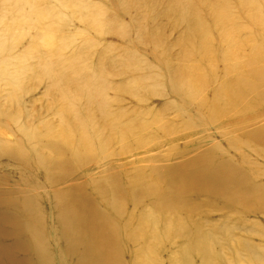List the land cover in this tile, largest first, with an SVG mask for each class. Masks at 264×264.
<instances>
[{"label":"rangeland","instance_id":"rangeland-1","mask_svg":"<svg viewBox=\"0 0 264 264\" xmlns=\"http://www.w3.org/2000/svg\"><path fill=\"white\" fill-rule=\"evenodd\" d=\"M0 264H264V0H0Z\"/></svg>","mask_w":264,"mask_h":264}]
</instances>
